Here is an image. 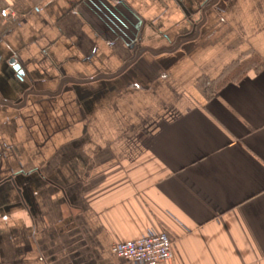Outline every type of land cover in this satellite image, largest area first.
<instances>
[{"label":"crops","instance_id":"crops-1","mask_svg":"<svg viewBox=\"0 0 264 264\" xmlns=\"http://www.w3.org/2000/svg\"><path fill=\"white\" fill-rule=\"evenodd\" d=\"M5 8L0 264H131L112 246L149 231L150 264H264V0Z\"/></svg>","mask_w":264,"mask_h":264},{"label":"built area","instance_id":"built-area-1","mask_svg":"<svg viewBox=\"0 0 264 264\" xmlns=\"http://www.w3.org/2000/svg\"><path fill=\"white\" fill-rule=\"evenodd\" d=\"M118 2H116L117 4ZM0 17L16 18L9 8L0 11ZM112 255L131 264H150L173 260L172 242L164 232L149 231L139 240L115 244L111 248Z\"/></svg>","mask_w":264,"mask_h":264},{"label":"trees","instance_id":"trees-1","mask_svg":"<svg viewBox=\"0 0 264 264\" xmlns=\"http://www.w3.org/2000/svg\"><path fill=\"white\" fill-rule=\"evenodd\" d=\"M261 63L259 59L252 55L250 52L245 53L242 58L231 63V65L226 69L223 76H226V80L236 81L244 76L247 71L251 69L260 68ZM209 92H212L211 90Z\"/></svg>","mask_w":264,"mask_h":264},{"label":"water","instance_id":"water-1","mask_svg":"<svg viewBox=\"0 0 264 264\" xmlns=\"http://www.w3.org/2000/svg\"><path fill=\"white\" fill-rule=\"evenodd\" d=\"M15 70L21 78H24V73L19 66H15Z\"/></svg>","mask_w":264,"mask_h":264}]
</instances>
